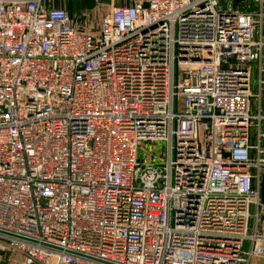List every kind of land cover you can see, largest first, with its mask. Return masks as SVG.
Here are the masks:
<instances>
[{
  "label": "built area",
  "instance_id": "built-area-1",
  "mask_svg": "<svg viewBox=\"0 0 264 264\" xmlns=\"http://www.w3.org/2000/svg\"><path fill=\"white\" fill-rule=\"evenodd\" d=\"M67 1L0 0V252L264 258V0Z\"/></svg>",
  "mask_w": 264,
  "mask_h": 264
},
{
  "label": "rangeland",
  "instance_id": "rangeland-1",
  "mask_svg": "<svg viewBox=\"0 0 264 264\" xmlns=\"http://www.w3.org/2000/svg\"><path fill=\"white\" fill-rule=\"evenodd\" d=\"M104 2L105 1H101L96 4L91 0H68L67 9L72 17L74 25L81 30L95 32L102 13L109 9V7L103 6ZM163 146V143L143 144L140 150V156L145 153L157 152V150H161ZM153 148L157 150L154 151ZM260 201L264 204V183H261L260 186ZM20 260L21 256L19 253L13 250L0 252V264H19Z\"/></svg>",
  "mask_w": 264,
  "mask_h": 264
},
{
  "label": "crops",
  "instance_id": "crops-1",
  "mask_svg": "<svg viewBox=\"0 0 264 264\" xmlns=\"http://www.w3.org/2000/svg\"><path fill=\"white\" fill-rule=\"evenodd\" d=\"M93 2V0H91ZM105 1L103 3L104 7H109L110 5V0H103ZM122 0H113L114 4H120ZM57 7L59 8H64L68 11L67 9V4H58ZM69 12V11H68ZM262 183H264V180L262 181ZM245 247H248V244L246 243ZM247 264H264V258H252L249 260V262Z\"/></svg>",
  "mask_w": 264,
  "mask_h": 264
},
{
  "label": "water",
  "instance_id": "water-1",
  "mask_svg": "<svg viewBox=\"0 0 264 264\" xmlns=\"http://www.w3.org/2000/svg\"><path fill=\"white\" fill-rule=\"evenodd\" d=\"M239 1V0H238Z\"/></svg>",
  "mask_w": 264,
  "mask_h": 264
}]
</instances>
